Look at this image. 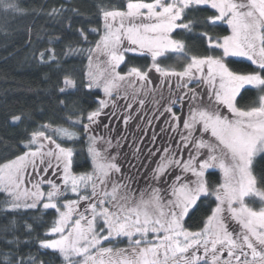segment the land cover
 <instances>
[{"label": "snow or ice", "instance_id": "obj_1", "mask_svg": "<svg viewBox=\"0 0 264 264\" xmlns=\"http://www.w3.org/2000/svg\"><path fill=\"white\" fill-rule=\"evenodd\" d=\"M0 8L22 11L14 0H0ZM207 9L215 14L196 16ZM99 12L102 29H90L98 40L89 41L80 30L82 42L94 47L70 51L87 52L86 87L102 89L103 98L86 117H68L71 127L39 125L21 141L24 151L0 162L2 210L54 211L45 233L54 238L39 245L58 253L63 264H264V171L257 175L253 170L255 157L264 154V0H126L121 8L101 7ZM221 25H227L230 34L195 31ZM177 32L195 35L206 52L219 54H193V47L174 38ZM46 52L54 61V49ZM169 53L188 63L181 70L162 66ZM45 54L40 53L42 61ZM130 56L150 57L151 63L122 74L119 69ZM234 57L247 58L255 68L234 70L227 62ZM152 73L159 74L160 84L150 89ZM166 83L168 97L161 92L153 103L157 111L163 108L161 115L169 116L172 143L144 157L159 155L151 162L155 167L141 163L129 175L119 154H113L112 139L94 135L95 127L105 109L117 107V97L130 100L127 109L139 104L140 111L146 101L138 97ZM76 88L77 81L69 75L59 91ZM251 89L261 93L257 101L238 106ZM177 105L180 114L173 110ZM130 118L125 117V124ZM74 128H82L87 136L91 159V169L80 173L73 171L79 153L72 145L81 140ZM140 168L148 172L141 174ZM210 169L220 171L219 183L211 185L206 179V172L213 174ZM249 198L258 199L260 206H251ZM202 209L210 211L203 226L186 227ZM25 227L33 230L32 225ZM124 241L125 247L115 246ZM6 243L18 245L19 240ZM0 264L35 260L17 258L10 250L0 256Z\"/></svg>", "mask_w": 264, "mask_h": 264}, {"label": "trees", "instance_id": "obj_2", "mask_svg": "<svg viewBox=\"0 0 264 264\" xmlns=\"http://www.w3.org/2000/svg\"><path fill=\"white\" fill-rule=\"evenodd\" d=\"M14 3L22 11H5L0 8V162L14 158L24 149L21 141L27 139L30 132L39 125L51 123L63 127H71L68 117L76 119L97 107L95 101L103 98V91L97 88L86 87L87 52L70 51V49H87L94 47V43H84L80 35L83 30L88 35V40L94 42L99 39L90 29H102V18L99 9L121 8L126 0H14ZM53 9L59 11L53 13ZM214 10L207 9L196 16L200 19L214 15ZM191 18V17H190ZM196 32L208 31L211 35L224 36L230 32L227 25L215 28L207 26L199 27ZM174 38L182 39L189 47H193V54H219L205 51L206 45L195 38V35L177 32ZM54 49L55 60H49L48 49ZM45 52L43 61L40 53ZM231 61H236L235 63ZM227 61L234 70L252 71L255 66L243 58H231ZM151 63L150 57L130 56L128 63L121 65L119 71L126 73L129 67H144ZM188 60L178 54H167V58L161 60L162 66L181 70ZM71 76L77 81V88L69 93H61L65 76ZM160 81L153 85L156 88ZM173 91L175 89V78L171 82ZM139 87V85H137ZM152 89V88H151ZM165 97L169 95V85L166 83L155 93L138 98L145 99L146 103L142 110L139 104L134 103L131 109L125 105L130 100H124V110L114 120V109L110 110V120L103 132L98 136L120 139V152L125 153L131 165V174H135L141 163L147 165L152 160H158L159 155L150 159H144L150 150L162 148L172 143L171 137L175 134L169 128L166 121L169 119L167 113L161 115L163 108L156 110L153 97L159 99L160 93ZM123 91L121 95H123ZM261 93L256 89L248 91L244 99L239 101L238 106L252 105L257 101ZM117 99L121 100L119 97ZM177 108V114H180ZM116 113V112H115ZM187 114V107L183 109ZM14 116H20L21 121H13ZM114 116V117H113ZM126 116L131 118L125 124ZM158 117V118H157ZM114 120V125L112 122ZM151 121V123H149ZM88 121L85 119L84 123ZM124 126V128L121 127ZM164 129V131H161ZM73 130L81 133V140L74 146L78 155L74 157V172H80L91 166V159L87 154V136L83 135L82 128ZM95 133V132H94ZM155 136V143L152 137ZM179 140V137H175ZM207 138V137H205ZM139 149V151H137ZM137 156L140 159H137ZM155 167V163H151ZM140 173L148 172L147 168H140ZM254 174L259 175L264 171V154L254 159ZM206 172V179L211 185L219 181V173L216 169ZM130 174V175H131ZM139 179V177H137ZM136 185H134L135 187ZM142 187L147 185L141 183ZM5 196L0 193V201ZM214 201V198H212ZM207 203V202H206ZM214 202L211 204L213 207ZM4 205L0 204V256L8 251H13L17 258L23 256L27 261L34 258L35 264H63V259L52 250L42 249L39 241L45 238L47 226L55 218L54 211L38 209L22 210L19 212H5ZM210 211L201 210L197 212L186 227L192 230L201 227V221ZM25 225H32L33 230L29 232ZM17 238L18 245H8L6 242Z\"/></svg>", "mask_w": 264, "mask_h": 264}, {"label": "rangeland", "instance_id": "obj_3", "mask_svg": "<svg viewBox=\"0 0 264 264\" xmlns=\"http://www.w3.org/2000/svg\"><path fill=\"white\" fill-rule=\"evenodd\" d=\"M228 34H230V32ZM228 34H226V35H228ZM235 58H240V57H235ZM243 59H247V58H243ZM150 76H151L153 82H152V84L148 85V87L151 89V88L155 87L153 85H156L160 81V79H159V74L158 73H152V74H150ZM100 90H102V89H100ZM122 106H124V100L123 99H121V100L118 99L117 107L113 111V112H116L115 113L114 120H116L120 116V113L124 110V108H122ZM109 109L112 110L113 108L110 106L109 108L105 109V115H102L100 117L99 126L98 127H95V131H94L95 133L93 132L94 135H96L98 132L99 133L103 132L102 129H104L105 125H108V122H109L110 116H111V114L109 113ZM114 120L112 122V125H114ZM121 127L124 128L123 125H121ZM111 139H112V144L114 146V148L112 150L113 151V154H116V153L119 154L118 158L122 162V170H127V174L130 175L131 172H129L128 169L131 168V166H130L131 163L129 162V160L125 156V153H127V151H124L123 150V151L120 152V150H119V148L121 146L120 143L122 142V140L120 141V139L118 140V139H115V138H111ZM117 141H119V148H115V146L117 144ZM90 169H91V166L88 169L83 170V171H80V172L88 171ZM216 170L219 173V181L217 182V183H219L220 182V178H221V173H220V171L218 169H216ZM80 172H77V173H80ZM140 187H142V186H140ZM248 202L253 207H259L260 206L259 201L256 198H249V201ZM214 206H215V204L213 205V207ZM41 209H42V207H41ZM20 211H22V210H20ZM51 238H54V237H49V239H51ZM126 243L127 242L124 241L123 243L117 244L115 246L116 247H125L126 246Z\"/></svg>", "mask_w": 264, "mask_h": 264}]
</instances>
